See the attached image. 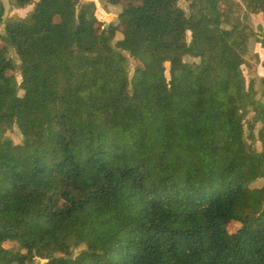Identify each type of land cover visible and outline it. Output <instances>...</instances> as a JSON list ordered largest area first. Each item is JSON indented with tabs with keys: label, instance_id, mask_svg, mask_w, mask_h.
<instances>
[{
	"label": "trees",
	"instance_id": "trees-1",
	"mask_svg": "<svg viewBox=\"0 0 264 264\" xmlns=\"http://www.w3.org/2000/svg\"><path fill=\"white\" fill-rule=\"evenodd\" d=\"M132 1L109 30L94 3H0V264H264L261 29L228 0ZM198 89L233 99L211 130Z\"/></svg>",
	"mask_w": 264,
	"mask_h": 264
},
{
	"label": "rangeland",
	"instance_id": "rangeland-1",
	"mask_svg": "<svg viewBox=\"0 0 264 264\" xmlns=\"http://www.w3.org/2000/svg\"><path fill=\"white\" fill-rule=\"evenodd\" d=\"M0 3L3 5L5 9V17L8 18L13 15V11H10L7 0H0ZM79 9L80 10H86L89 9L90 5L94 3L96 5V18L98 20L97 27L100 30L106 29L109 30L110 24L115 23V20L117 19L118 15L126 11L127 16L130 21V27L131 26H136L138 24L139 18L142 15V7L141 3L139 1H132V0H118L116 6H109L107 5V9L102 8V6L99 4V0H80L79 2ZM228 3L231 4H236L241 7H243L244 11L247 13L249 16V24L253 31L259 32L261 29V35L260 37H264V17L263 14L258 11H251L249 7H246L243 3L242 0H228ZM188 5L189 2L187 0H179L178 2V9L180 12L183 14L187 15L188 14ZM31 11V8H29L27 11H21V12H16V14L20 17H24L25 14ZM227 24L229 26L232 25H242V20L238 18L237 15H230L229 17H226ZM96 27V28H97ZM3 27L0 26V35L2 34ZM128 37L137 40V41H143L144 37H139L137 38L133 32L129 31L128 32ZM189 39V36H188ZM255 53L257 54L259 64L253 66L251 69V74H258L261 75L264 78V69L262 68L261 64L264 61V50L261 48L260 45H256L255 47ZM193 62H198V61H193L190 59L185 60L184 64L186 67L190 66ZM16 64H18L16 62ZM1 67V65H0ZM159 69L163 68L164 70V75L167 78V80L170 79V74H169V67L168 65L158 66ZM239 75H243L245 77L248 76V72L244 67H241L239 70ZM221 82L223 83H229V78L227 76L220 78ZM194 98L196 101L199 103V105L206 111L207 117L205 120V128L208 130H211L214 127L215 120L217 118L218 113L220 110L225 109L228 107L230 103L233 102V99L228 95L224 93H219L217 95H211L208 92L204 90H195L193 93ZM252 116L250 115V118ZM8 235L6 234H0V244L3 248L8 249V250H13L16 246L15 244L11 243L8 241ZM38 246V245H37ZM37 261L31 262L30 264H34Z\"/></svg>",
	"mask_w": 264,
	"mask_h": 264
}]
</instances>
